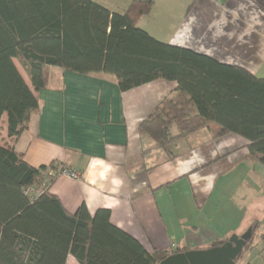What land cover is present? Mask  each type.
Here are the masks:
<instances>
[{"label": "crops", "instance_id": "1", "mask_svg": "<svg viewBox=\"0 0 264 264\" xmlns=\"http://www.w3.org/2000/svg\"><path fill=\"white\" fill-rule=\"evenodd\" d=\"M182 3L165 27H148V14L138 26L264 77V0ZM177 88V81L161 78L122 91L115 74L53 65L28 128L12 139L5 114L0 145L14 147L34 167L58 161L80 173L79 179L60 173L51 192L73 213L82 204L92 214L110 209L112 222L151 253L209 248L260 226L264 164L236 133L215 137L204 127L177 139L172 156L140 133L142 121ZM252 191L262 199L249 206ZM67 264L79 262L70 255Z\"/></svg>", "mask_w": 264, "mask_h": 264}, {"label": "trees", "instance_id": "2", "mask_svg": "<svg viewBox=\"0 0 264 264\" xmlns=\"http://www.w3.org/2000/svg\"><path fill=\"white\" fill-rule=\"evenodd\" d=\"M154 2L133 0L112 10L96 0H0V124L7 114L10 137L28 128L39 108L37 91L56 65L115 74L122 91L177 81L176 93L142 121L140 133L170 156L177 139L204 127L215 137L236 133L264 164V77L139 27ZM64 169L58 161L34 167L14 147L0 145V264H67L70 255L79 264H159L187 250L149 252L112 222L107 208L92 214L82 204L68 211L50 190ZM257 226L242 254L252 248ZM258 235L264 240V232Z\"/></svg>", "mask_w": 264, "mask_h": 264}, {"label": "rangeland", "instance_id": "3", "mask_svg": "<svg viewBox=\"0 0 264 264\" xmlns=\"http://www.w3.org/2000/svg\"><path fill=\"white\" fill-rule=\"evenodd\" d=\"M96 1L111 9L118 10V9L127 8L133 0H96ZM154 1L155 2L152 11L148 14L147 17H145V19H143L144 23L152 29H154V27H162V26L165 27L167 17L169 16V14L180 8L182 10L183 8L182 2L187 0H154ZM16 64L18 65L22 73L26 76V78L29 79L26 70L23 68L22 64L18 59H16ZM259 74L263 75L264 71L261 70ZM173 132L177 133L178 129L173 128ZM256 195L257 193H254V191L250 192L249 198L251 200L248 203L249 206L253 204V200H255V205H257L258 202L262 199L261 195H260L261 197L258 196L254 199ZM262 209H264V207H262ZM251 210L252 208L250 209V214L253 215V211L251 212ZM257 216L261 220V223L260 226H257V233L253 240V246L251 249L246 250L242 254V256L236 261L235 264H264V240L258 235L261 232H264V214L262 215L257 214ZM243 233L241 232V234L239 235H242Z\"/></svg>", "mask_w": 264, "mask_h": 264}, {"label": "water", "instance_id": "4", "mask_svg": "<svg viewBox=\"0 0 264 264\" xmlns=\"http://www.w3.org/2000/svg\"><path fill=\"white\" fill-rule=\"evenodd\" d=\"M255 225L250 226L242 235H232L222 245L172 253L159 264H235L252 238Z\"/></svg>", "mask_w": 264, "mask_h": 264}, {"label": "built area", "instance_id": "5", "mask_svg": "<svg viewBox=\"0 0 264 264\" xmlns=\"http://www.w3.org/2000/svg\"><path fill=\"white\" fill-rule=\"evenodd\" d=\"M61 173L65 174V175H69L72 178H76V179L80 178V173H78V172H76L70 168L62 170Z\"/></svg>", "mask_w": 264, "mask_h": 264}]
</instances>
